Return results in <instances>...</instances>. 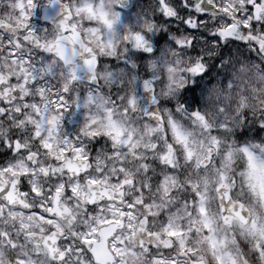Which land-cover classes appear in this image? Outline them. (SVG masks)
<instances>
[{
  "label": "clouds",
  "instance_id": "9594fccd",
  "mask_svg": "<svg viewBox=\"0 0 264 264\" xmlns=\"http://www.w3.org/2000/svg\"><path fill=\"white\" fill-rule=\"evenodd\" d=\"M0 264H264V0H0Z\"/></svg>",
  "mask_w": 264,
  "mask_h": 264
}]
</instances>
